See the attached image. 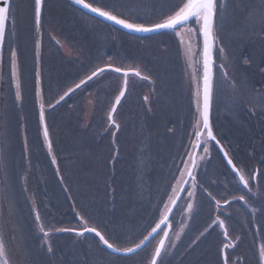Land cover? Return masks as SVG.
<instances>
[{"label": "rangeland", "instance_id": "374dc122", "mask_svg": "<svg viewBox=\"0 0 264 264\" xmlns=\"http://www.w3.org/2000/svg\"><path fill=\"white\" fill-rule=\"evenodd\" d=\"M88 1L96 5V0ZM110 2L111 0H103L105 4ZM121 2L131 5L133 0H121ZM162 2L163 0H135L138 5L136 11L144 18L138 22H151L153 10L158 11V5ZM246 2L249 5L247 11H252L253 6H264V0H246ZM14 4L15 25H8L0 67V149H3L4 165L8 173L5 176L4 171H0V237L6 245L10 264H150L161 237L159 234L141 253L119 256L101 249L97 241L87 235L79 238L75 235L62 236L53 233L48 239L54 247V253L48 254L46 249L39 247L43 235L33 224L35 212L32 210V202L33 199L36 201V211H39L41 223L45 225L46 231L60 229L63 226L83 227V224L76 220V211L73 210L68 196L64 193L63 185L59 184L57 176V168H59V173L68 188L80 186L76 191H81L84 180L86 185H90L82 192L83 195L76 193L79 197L78 201L91 207L90 211L79 209L72 197L79 211L76 210L88 221L85 225L98 227L101 231H106L109 236H118L119 239L115 241H120L121 244H116L112 239L110 242H114L119 247H131L153 226L169 201L173 185L177 187L181 182L177 168L184 167L181 162L183 147L180 149L175 147L173 159H162L161 157L165 155H160L158 161L161 160L164 167L162 180H156L151 185L147 182L141 185L140 181L143 177L140 174L139 180L132 182L139 188L138 191L147 192L149 197L144 199L142 207L138 209L134 207L131 212L129 207L123 204L126 192L122 188H127V185L120 180L123 172L117 174L119 167H115L114 175L106 176L97 163L95 155L78 148V142L90 139L84 136L68 138L77 132L79 135L88 134L91 129H95L96 133H93L99 136L105 132V126H108L110 101L113 98H110V94L104 93L103 83L107 72L72 93L61 105L46 111L45 123L57 159L54 169L46 154L48 148L44 142L42 125L39 123L35 72L37 68L40 71L41 87L45 97L43 100L49 107L67 91L68 87L77 84L95 68L113 59L109 54L119 53L122 49L127 50V56L121 58L124 66L138 67L143 74L150 77L151 84L147 88L151 90H144L149 97V102L145 105L149 108L158 94L155 87L159 86V82L164 85L170 82L169 88L172 90L176 85V89L172 91L173 99L170 94L167 102L170 106L174 105L173 125L178 122L179 130L187 134L184 138L186 140L194 108L192 91H196L198 79V40L193 33L185 29L180 33L183 41L189 40L184 46L179 43L177 37L174 42L164 39L156 42L149 41L150 38L133 39L77 11L65 0H44L39 38L37 33V37L33 34L35 29L31 0H14ZM218 24L219 43L225 48V54L221 58L218 52L214 53L215 63L217 65L224 63L225 70L229 73L227 77L233 78L234 82L229 83L224 76L219 78L217 70L221 73L222 70L215 67L213 113L219 118L215 119H218L220 128L221 125H225L227 118L224 115L228 112L234 124L244 121L246 125L248 118L246 114L244 116L243 111L247 110L248 114L256 115L253 117V123H257L256 120H260L261 117L259 123L262 125L264 114L261 113L259 105L264 104V96L261 95L264 94V65H262L264 58L259 59V57L264 53V31L259 25L253 27L248 22L247 12L241 11L235 4L223 20H218ZM37 40L40 42L38 61L35 56ZM253 41L256 43L254 44ZM148 42L150 43L143 47ZM11 47L17 48L18 51L23 93V100L20 102L15 101L14 98L15 83L11 79L9 51ZM246 61L247 68L242 65ZM116 63L120 62L116 61ZM59 75H62L61 79H58ZM115 85L117 87L116 83ZM116 87H113V96L119 89ZM126 101L125 99L123 105ZM122 106L119 107L115 118L119 127L122 122ZM159 110H165L162 102L159 103L157 112ZM173 125L170 128L172 131ZM118 129L116 128L115 133H118ZM112 132L113 128H110V135ZM235 135L241 138L237 131ZM25 136L28 143L27 153L24 150ZM254 136L252 132L248 141L242 138L246 148L251 147L249 143H259V139L257 141ZM176 139L177 135L174 140ZM190 140L189 138V142ZM257 147L259 146L253 145L251 147L253 150L248 151L252 158L246 157L244 161L241 160V166H247L244 174L249 180L250 192L244 190L242 186H237V179L227 171L221 170L215 156L208 159V154H204L203 150L196 157L204 182L202 183L201 178H198L202 184L198 189L192 187L190 192L195 194L190 202L185 195L175 210L171 217V234L157 264H222L221 250L224 244L230 242L237 245L234 250H225L231 257L230 264H234L237 260L240 264H244L246 260L248 264H253V251L264 242V214L257 213L253 218L252 213V209H258L260 201L264 200V173L259 172L254 183L251 179L253 171L251 161L252 163L257 161L258 156L255 151L260 150L258 148L254 151ZM158 149L161 148L154 147L155 155L159 154ZM86 161L88 162L85 165ZM218 161L220 163L219 158ZM79 167L80 170L84 168L92 170L85 173V176L79 172V176L83 175L79 179L77 173ZM66 179L69 180L68 183ZM210 186L216 191L213 195L215 200L225 202L228 196L231 199L235 198L233 201L235 205L229 202L226 207L217 208L215 202L210 201L207 196ZM242 195L245 196L247 204L243 201L239 207L237 201L241 200L237 198ZM150 203L151 206L146 208ZM189 204L193 205L191 210L188 208ZM233 206H237L235 210L231 209ZM111 208L113 210H110ZM31 211L34 212V216ZM216 217L224 221L228 230V239L224 238L222 228L213 225L212 221ZM258 225L262 230L260 234L255 232ZM236 237H240L242 242L237 241Z\"/></svg>", "mask_w": 264, "mask_h": 264}, {"label": "snow or ice", "instance_id": "6c2138e0", "mask_svg": "<svg viewBox=\"0 0 264 264\" xmlns=\"http://www.w3.org/2000/svg\"><path fill=\"white\" fill-rule=\"evenodd\" d=\"M32 10L34 16L35 30L37 33L40 32L44 11V0H31ZM75 3L82 5L84 8L89 9L91 12L98 14L105 19L114 22V24L120 25L124 29H127L131 32H159L161 30H171L175 35L179 36L180 33L176 32L177 28H183L185 25H193L191 28H188L190 33L196 35L198 39V48L202 42V51L198 50L197 55H202V76L196 81V91H195V111H194V124L192 135L195 137L196 142L190 141L191 147L199 148L202 147L205 154L208 152L206 145L209 141H215L219 145V140H217L216 135L213 132V128L210 122V113L213 106L214 98V73L213 67L215 66L214 53L218 52L220 57L223 58L225 54V48L222 46L219 35V24L218 20H223L226 15L233 9V5L240 8L241 11L247 12L248 22L255 27L259 25L261 30L264 31V6L261 7H252V11L248 10V3L246 0H163L162 3L158 5L159 10H153V16L150 18L151 22H138L142 21L144 18L139 15L136 11L138 5H136L135 0L131 5L122 3L121 0H111L110 3H103V0H96V6L93 3H86L85 0H75ZM16 15H15V4L14 0H0V47L3 46L6 34L8 32V25H15ZM10 51V62H11V79L15 83V101L20 102L23 100L22 93V84L21 78L19 75V65H18V51L17 48L11 47ZM35 56L37 61L40 58V42L37 40L35 42ZM247 63V61H246ZM218 67L222 70V74L225 78L228 76V72L225 70L226 65L221 63ZM199 68V65H197ZM114 70L116 73H123L125 79L123 81V86L120 87L118 94L114 97V102L111 105V108L108 113V120L110 126H115L119 128V125L116 124L113 114L116 112L117 105L121 104V100L126 95L128 87V75L127 71H124L122 68L116 67L113 69L111 63L105 65V67L95 68L90 76L81 79L79 83L74 84L72 87H68L67 91L59 97L57 104L60 101H63L65 97L69 96L70 93H73L75 89H79L81 85L85 84L86 80H91L93 77H96L98 73H103L106 70ZM135 76L140 77L141 73L139 70L134 71ZM199 75V73H198ZM142 79L149 80L150 77L143 76ZM233 87L235 85L233 84ZM35 95L41 99V105L39 110V123L43 125V138L44 142L47 144L48 152L52 156V163L56 164L57 159L53 152V143L50 139L49 129L45 123V109L43 105V95L41 89V76L40 71L37 68L35 72ZM264 96V94H261ZM145 103L149 102V97L145 96ZM53 107V105H49ZM261 108V113L264 114V104L259 105ZM199 142V143H197ZM24 150L25 153L28 151L27 137L24 138ZM188 159L181 160L184 164L182 169L177 168L180 173V178L183 179L185 175L189 179L195 181V176L193 173L198 168V162L193 158L191 152L186 153ZM223 156L227 161V165L230 166L231 172L233 175L238 177L237 186H242L244 190L250 192L248 188L249 180L245 178V168H237L236 164L233 163V160L229 158L228 152L224 151ZM0 171H4L5 176L8 175L6 171V166L4 165V152L3 149H0ZM57 173H59V168H57ZM251 175V174H250ZM252 179H255V175H251ZM61 179H63L61 177ZM193 189L197 187L196 183L192 184ZM205 191H207L205 189ZM176 188L173 187V195H175ZM194 192H189V196H194ZM207 196L210 201H215L216 205L219 206L220 201L215 200L211 192H207ZM170 201L172 198H169ZM237 199L241 201L245 200V196H240ZM228 203V201H225ZM32 210L35 212V221L38 227L39 232L42 233L43 239L39 245L40 248L46 249L48 254L54 253V247L50 240V231L45 230V225L41 223V216L39 211H36V201L33 199ZM189 210L193 208L192 204L188 205ZM253 218L257 213L264 214V200L260 201V207L252 209ZM80 219L87 224L88 221L85 220L83 216ZM165 221L161 219L155 227L152 228L151 232L148 233V236H145L143 240L140 241V244H136L134 247H117L114 242H110V239L113 241L118 240V236H109L104 232L98 230V227L84 228L82 230H77L75 228H63V229H53L51 231H63L71 232L76 236H83L85 232H93L99 238V242L105 245L108 249H112L115 252H124V253H133L136 249H139L145 240H148V237L160 228V224ZM213 225H216L220 228H223L224 238L228 239V230L224 226V221L219 217H216L212 221ZM261 228L258 225L255 229L257 234H260ZM167 233H165V236ZM237 241H241L240 237H236ZM253 245H255V240H253ZM237 245L235 243H227L224 245V249L221 250L222 255V264H230L231 257L225 254L224 250L232 249L234 250ZM163 247V240L160 241V246L155 249L152 260L150 264H157V258L161 256ZM0 264H10V260L7 255L6 245L3 241V238L0 237ZM234 264H240V261L237 260ZM244 264H248L246 260ZM253 264H264V242L260 243L258 249L253 251Z\"/></svg>", "mask_w": 264, "mask_h": 264}, {"label": "trees", "instance_id": "16d2710c", "mask_svg": "<svg viewBox=\"0 0 264 264\" xmlns=\"http://www.w3.org/2000/svg\"><path fill=\"white\" fill-rule=\"evenodd\" d=\"M111 28V27H110ZM113 30V28H111ZM125 34V33H124ZM133 39H148V38H138L135 36H131L128 34H125ZM259 37L261 36L260 34H257ZM160 39H164L166 41L173 40L174 42V37L170 35V33H162L159 35H155L153 37H150L149 41H159ZM150 42L146 43L143 45L146 46ZM255 44L256 42L253 41ZM262 53V52H261ZM128 54V53H127ZM260 58H264V53L260 54ZM264 62V61H263ZM243 67L247 68L248 67V62L242 64ZM264 65V63L262 64ZM246 72L248 74V71L246 69ZM261 73V72H260ZM250 74L253 75L250 71ZM145 75V74H144ZM108 76V75H107ZM106 76V77H107ZM147 76V75H145ZM223 74L221 71H218V77L222 78ZM254 76V75H253ZM105 77V80H106ZM149 77V76H148ZM229 77V73H228ZM225 78L226 80L230 82H234L233 78ZM62 75L58 76V79H61ZM95 80V79H94ZM93 80V81H94ZM104 80V93H107L108 95L111 94V89L108 91H105L108 87L105 84ZM137 80V79H133ZM92 82V81H91ZM150 79L149 80H144L140 79L138 81H134L133 84L131 85V91H129V95H126V103L121 107L122 109V122L120 124V127L118 129V133H115L114 128L112 126H105V132H103L102 136H99L98 134H95V129H91V131H88V134L83 133L82 135H79V132L72 134L69 137H75V136H84L89 138L90 140L87 141H81L78 142V148L81 150H87L88 152L92 153L95 155L97 163L100 164L102 171L106 176L109 174L112 176L115 174L116 169L115 167H119V172L117 174L123 172V176H121L120 180L123 181L126 185L127 188H122L125 190V201H123V204L129 207V209L132 212V209L135 207L136 209L142 207V202L144 199H146L148 196L147 192L143 191H138L139 188L136 187V185H133L132 182L136 179L139 180L138 175H142L143 180L140 181L141 185L143 183L147 182L148 185H151L152 182L156 180H162L164 177V167L162 164V161H158L160 159V155H155L154 152V147H160L161 149L159 150V153H161L163 150L166 151L167 147V139L170 138L172 139L171 146L176 147L177 149H180L183 147L182 152H184L187 147L189 148V152H191V144L189 142V138L192 140L193 135L191 134L193 131V124H194V111H195V106L192 110V121L190 125L188 126V136L186 137V140L184 139L187 134L182 133L181 130L178 128V122H175L173 125V117L175 114V107L174 105L170 106L167 102L168 96L171 94L172 99H173V93L172 91L176 89V85L174 86L175 89L172 90L170 89V82L166 83L165 85L162 82H159V86L155 87L157 91V96L154 99V101L151 103L152 106L149 108L147 105H145L144 97L147 96L145 94L144 90H151L147 88L148 85H150ZM175 84V83H174ZM163 86V87H162ZM173 87V88H174ZM55 88V87H54ZM175 93V92H174ZM165 99V100H164ZM162 102V106L165 108V110L161 111L158 110L159 103ZM57 107V106H56ZM249 112L247 110L243 111V114L248 118V121L246 125H244V121H240L236 124L232 122V119L229 118L228 112L225 113L224 117L227 118L225 121V125H221L219 128L218 125V117L213 115V128L215 135L219 139V141L223 144L231 158L235 161V163L238 165H241V160L244 161L246 157L252 158V155L249 154L248 151H252L253 145H257L255 150L260 148V150L255 151L257 153L258 159L257 161L255 160L253 163L251 161V164H253V170L254 168H258V175L259 172L264 173V123L261 125L259 122L261 121V117H259L260 120H256L257 123H253V117L256 115L248 114ZM218 118V119H215ZM173 125V131L170 129L172 128ZM110 128H113L112 135H110L109 131ZM179 130V131H178ZM238 133V135H241L240 139L236 137L235 133ZM95 132V133H93ZM254 133V139H259V143H249L251 147L246 148L242 138L246 139L247 141L249 140V134ZM177 135V139H175ZM190 140V141H191ZM193 142V141H192ZM117 143H120L117 145ZM206 147L208 148V159H211L212 156H215L216 163L219 164V167L223 172L227 171L228 174L232 175L234 178L235 175L229 170V168L226 166L225 162L223 161L217 146L209 142ZM113 153V155H112ZM168 154V152H166ZM140 155H142L140 157ZM144 157V161L143 160ZM162 159H169L168 156L165 155V157H161ZM218 158L220 160V163L218 161ZM173 159V158H171ZM88 161L84 162L85 165L87 164ZM143 162L145 163L143 165ZM238 165V166H239ZM252 165H250L251 167ZM92 169L90 168H84L80 170V167L78 168V177L79 179L83 177V175L79 176V172L82 174L87 173L88 171H91ZM101 170V169H100ZM201 173L199 174L200 178ZM67 183L69 182L68 179ZM202 183L204 180L201 178ZM64 185H65V181ZM83 183V190L81 191H76L77 188L79 187H70L68 188L66 185L63 188L64 193L68 196L71 206L74 211H76V220L78 222L82 221L80 219L81 214L78 212L79 210L77 207L74 205V203L77 204L79 209L83 211H90L91 207H87L86 205L83 204V202H79L76 193H79L81 195L83 191H86L90 185H86V183ZM201 182V181H200ZM201 183V184H202ZM87 186V187H86ZM133 187V188H132ZM209 192L214 195L216 191L212 189V186L209 187ZM72 197L75 199H72ZM235 198H227L225 199L226 201L229 200L231 204H234ZM74 202V203H73ZM152 203V202H151ZM151 203L149 206H146V208H149L151 206ZM243 201H237V206L241 207V204ZM147 204H149L147 202ZM237 206H233L231 209L235 210ZM115 207H113L114 209ZM78 211H77V210ZM112 208L110 210H113ZM125 209V208H123ZM106 212V211H105ZM78 216H80L78 218ZM141 220V219H140ZM139 220V221H140ZM106 234V231H102ZM212 232V230H211ZM62 236H67L71 235L70 233H61ZM89 236L92 240H96L97 244L100 246L101 249H104L107 251L100 243L99 241L90 234H85ZM84 235V236H85ZM107 235V234H106ZM74 236V235H72ZM84 236H79V238H83ZM116 244H121L122 242L120 241H115ZM117 245V246H118ZM108 252V251H107ZM141 253V252H139Z\"/></svg>", "mask_w": 264, "mask_h": 264}, {"label": "water", "instance_id": "95a60500", "mask_svg": "<svg viewBox=\"0 0 264 264\" xmlns=\"http://www.w3.org/2000/svg\"><path fill=\"white\" fill-rule=\"evenodd\" d=\"M72 1L75 3V0H72ZM85 2H86V1H85ZM86 3H87V2H86ZM75 4H76V3H75ZM76 5L79 6V7H80L82 10H84L85 12H87L88 14H90V15H92V16H95V17H97V18H99V19H101V20H103V21H105V22H107V23H110V24H112V25H114V26H116V27L122 29L123 31H125V32H127V33L134 34V35H140V36L151 35V34L158 33V32H147V33H145V32H131V31L127 30V29H124V28L121 27L120 25L114 24V22L109 21V20L105 19L104 17H101V16H99L98 14L91 12L89 9L84 8L82 5H78V4H76ZM161 31H164V30H161ZM161 31H159V32H161ZM1 48H2V47H0V53H1ZM201 51H202V42H201ZM104 67H105V66H104ZM101 68H103V67H101ZM113 69H114V68H113ZM126 71H127L129 74H133L134 71H136V70H131V69H130V70H126ZM213 73H214V67H213ZM98 74H99V73H98ZM98 74H97V75H98ZM201 76H202V55H201V57H200V77H201ZM93 78H94V77H93ZM87 81H89V80H86V82H87ZM86 82H85V83H86ZM81 86H82V85H81ZM75 90H76V89H75ZM40 105H41V104H39V109H40ZM210 122H211V113H210ZM42 130H43V125H42ZM213 132H214V131H213ZM216 138H217V137H216ZM217 140H218V139H217ZM194 142H196V141L194 140ZM212 142L215 143V141H212ZM197 143H199V142H197ZM215 144H216V143H215ZM216 146L218 147L220 153L223 155V152L226 151V150L224 149L223 145H222L221 143H219V145L216 144ZM198 149H199V148H193V151H192L193 158H194L195 160H196V155H197ZM223 157H224V156H223ZM229 158H230V157H229ZM224 159H225V158H224ZM225 161H226V159H225ZM226 163H227V161H226ZM229 167H230V166H229ZM189 180H191V179H189L188 176L185 175L183 182H182L181 185L179 186V188H178V190H177V192H176L174 198L172 199V201H171V203H170V205H169V207H168L166 213H165L164 216L162 217V219H163L165 222L160 224V228H158L157 231H156L155 233H153L151 236H149V237H148V240H145V241H144V244H142L141 247H140L139 249H136L133 253H124V252H115V251H113L112 249H108L105 245H103V246H104L107 250H109L110 252H112V253H114V254L125 255V256H126V255H132V254L138 252L140 249H142V248L144 247V245H145L148 241H150L151 238H152V237H153V236L159 231V229H161L162 226L168 221L170 215L172 214V212H173V210H174L176 204L178 203V201H179V199H180V197H181V195H182V193H183V191H184V189H185L187 183L189 182ZM160 221H161V220H160ZM160 221H159V222H160ZM159 222H158V223H159ZM155 226H156V225H155ZM85 228H91V227H85ZM82 229H84V228H82ZM82 229H77V230H82ZM169 230H170V226H169V225H166V228H165L164 234H163V236H162L161 239H160V241L163 240V246H164L165 241H166V239H167V236H168ZM150 232H151V231H150ZM85 233H87V232H85ZM89 233H93V232H89ZM165 233H167L166 236H165ZM93 234H95V233H93ZM146 236H148V234H147ZM160 241H159L157 247L160 246ZM139 244H140V243H139ZM135 245H136V244H135ZM135 245H133V246H131V247H134ZM157 247H156V248H157ZM162 249H163V247H162ZM157 259H158V258H157Z\"/></svg>", "mask_w": 264, "mask_h": 264}, {"label": "flooded vegetation", "instance_id": "af4514ba", "mask_svg": "<svg viewBox=\"0 0 264 264\" xmlns=\"http://www.w3.org/2000/svg\"><path fill=\"white\" fill-rule=\"evenodd\" d=\"M192 26L193 25H191V24L185 25L183 28H179L176 32L181 33L184 29L188 30V28H191ZM115 33H117V32H115ZM33 34H34V31H33ZM170 35L173 36V37H177V40L179 41V43H182L183 46H184L185 43H187L189 41L187 39H186V41H183V38H181L182 36H180V35L177 36L173 32L170 33ZM194 36H195V39H197L195 34H194ZM192 39H193V37H192ZM182 44H181V47H182ZM195 53H196V51H195ZM126 56H127V50L124 51L123 49L120 50L119 53L115 52L114 54H109V57L110 58L113 57V59H109L108 63H111L112 65H115L116 67L125 69L127 67L124 66V64L122 63V59H124ZM116 61H119L120 63L117 64ZM136 68L139 69L138 67H136ZM107 73H108V76L106 77L105 84L107 85L108 88L105 91H108L109 89L112 88L111 94H110V98H111V97H113V92H112L113 91V87L114 86L116 87L115 83L117 84V87H119V88L122 85L123 75H121L119 73H116L114 71H109ZM129 77H131V76H129ZM131 78H132V81H138L139 82L138 79L137 80H133V79H136L135 77L132 76Z\"/></svg>", "mask_w": 264, "mask_h": 264}, {"label": "bare ground", "instance_id": "6f19581e", "mask_svg": "<svg viewBox=\"0 0 264 264\" xmlns=\"http://www.w3.org/2000/svg\"><path fill=\"white\" fill-rule=\"evenodd\" d=\"M171 142H172V139L168 138V139H167V144H166V147H167L166 151L163 150L161 153H159V155H166V156L169 157V159L172 158V156H173L172 154H173V152L176 151V149H175V147L171 146ZM166 152H168V154H167ZM8 200H9V199H8ZM11 200H14V201H15V199H11ZM60 229H63V228H60ZM145 236H146V235L144 234V235H143V236H142V237L136 242V244H139L140 241L143 240ZM150 243H152V242L148 241L144 246H149Z\"/></svg>", "mask_w": 264, "mask_h": 264}]
</instances>
